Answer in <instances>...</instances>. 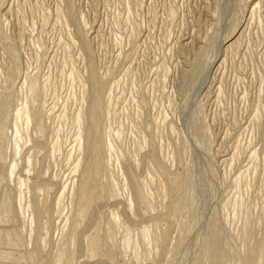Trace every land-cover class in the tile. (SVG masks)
Returning a JSON list of instances; mask_svg holds the SVG:
<instances>
[{
    "label": "rangeland",
    "instance_id": "374dc122",
    "mask_svg": "<svg viewBox=\"0 0 264 264\" xmlns=\"http://www.w3.org/2000/svg\"><path fill=\"white\" fill-rule=\"evenodd\" d=\"M0 264H264V0H0Z\"/></svg>",
    "mask_w": 264,
    "mask_h": 264
},
{
    "label": "bare ground",
    "instance_id": "6f19581e",
    "mask_svg": "<svg viewBox=\"0 0 264 264\" xmlns=\"http://www.w3.org/2000/svg\"><path fill=\"white\" fill-rule=\"evenodd\" d=\"M237 27H238V26H237ZM239 29H240V28H239ZM236 30H237V29H236ZM239 31H240V30H239ZM236 33H237V31H236L235 33H233L232 37L235 36ZM238 33H239V32H238ZM229 37H230V36H229ZM232 37H231V38H232ZM231 38H229V39L231 40ZM232 39H233V38H232ZM226 42H227V41H226ZM231 42H232V41H231ZM228 43H229V42H228ZM228 43H227V44H228ZM94 151H95V149H94ZM95 152H96V151H95ZM96 154H97V153H96ZM99 154H100V153H99ZM97 157H98V156H97ZM94 159H95V158H94ZM99 159H100V158H99ZM95 160H97V159H95ZM92 163H93V162H92ZM94 163H95V162H94ZM95 164H96V163H95ZM98 164H99V160H98ZM95 166H96V168H97V165H95ZM95 166H94V167H95ZM91 167H92V166H91ZM89 168H90V167H89ZM99 168H100V167H99ZM91 169H92V168H91ZM94 169H95V168H94ZM95 170H96V169H95ZM169 182H170V181H169ZM174 185H175V184H174ZM84 187H85V186H84ZM86 188H87V187H86ZM84 193H85V192H84ZM88 193H89V192H88ZM91 193H92V191H91ZM87 195H88V194H87ZM85 196H86V195H85ZM88 196H90V195H88ZM91 196H92V194H91ZM86 197H87V196H86ZM140 198H141V197H140ZM89 199H90V198H89ZM91 199H92V197H91ZM86 200H87V199H86ZM86 200H85V201H86ZM88 201H89V200H87V202H88ZM91 201H92V200H91ZM91 201H90V202H91ZM93 201H94V200H93ZM137 201H138V200H137ZM87 202H85V203H87ZM90 202H89V203H90ZM89 203H87L86 205L88 206ZM84 205H85V204H84ZM84 205H83V206H84ZM87 206H86V207L84 206V208H87ZM125 206H126V205H125ZM129 206H130V205H129ZM88 207H89V206H88ZM84 208H82V209H84ZM85 210H86V209H85ZM84 212H85V211H84ZM84 216H85V215H84ZM115 218H116V217H115ZM110 234H111V233H110ZM109 237H110V236H109ZM85 241H86V240H85ZM90 243H91L92 247L95 246V245H94V244H95L94 241H91ZM93 248H94V247H93ZM95 252H96V251H95ZM215 254H216V253H215ZM216 255H217V254H216ZM249 256H250V255H249ZM250 257H251V256H250ZM251 258H252V257H251ZM248 259H249V257H248ZM251 261H252V260H251Z\"/></svg>",
    "mask_w": 264,
    "mask_h": 264
}]
</instances>
